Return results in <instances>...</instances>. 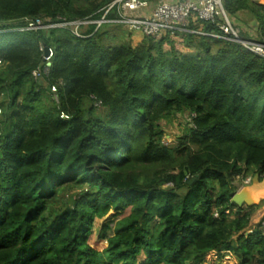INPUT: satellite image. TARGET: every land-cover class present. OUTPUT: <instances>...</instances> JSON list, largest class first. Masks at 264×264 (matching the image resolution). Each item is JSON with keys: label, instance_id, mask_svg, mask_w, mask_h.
Wrapping results in <instances>:
<instances>
[{"label": "trees", "instance_id": "trees-1", "mask_svg": "<svg viewBox=\"0 0 264 264\" xmlns=\"http://www.w3.org/2000/svg\"><path fill=\"white\" fill-rule=\"evenodd\" d=\"M111 1L0 0V264H200L212 250L264 264V228L244 233L256 206L231 201L238 176L264 177V56L193 33L188 52L170 36L115 42V22L24 28L98 20ZM223 5L264 43V4ZM42 44L54 56L35 79ZM176 117L186 131L165 146Z\"/></svg>", "mask_w": 264, "mask_h": 264}, {"label": "built area", "instance_id": "built-area-1", "mask_svg": "<svg viewBox=\"0 0 264 264\" xmlns=\"http://www.w3.org/2000/svg\"><path fill=\"white\" fill-rule=\"evenodd\" d=\"M224 0H112L103 7V15L98 20H75L44 24L43 19H27L25 29L37 30L47 27H67L76 35L83 36L80 28L82 25L94 23L98 29L102 23L115 22L124 24L131 33L139 32L144 37L160 39L170 36L174 39L185 33L205 35L215 38H225L241 42L248 49L264 56V43L250 39H243L240 36V29L230 20L224 9ZM115 12V17L110 18V12ZM205 22H211L218 26L219 32H206L203 29ZM42 51V64L33 71L35 79H42L50 73L51 60L54 56L52 48L40 45ZM56 86H52V92L56 97ZM57 98V97H56ZM97 106L101 101L96 102ZM1 112V108H0ZM65 116V115H64ZM163 144L169 146L167 137L163 138ZM245 185L251 183L252 177L245 180ZM228 212V211H227ZM218 216V212L215 213ZM264 228V219L260 221Z\"/></svg>", "mask_w": 264, "mask_h": 264}, {"label": "rangeland", "instance_id": "rangeland-1", "mask_svg": "<svg viewBox=\"0 0 264 264\" xmlns=\"http://www.w3.org/2000/svg\"><path fill=\"white\" fill-rule=\"evenodd\" d=\"M240 18L243 19V20H246V21H251V17L245 13H241L240 14ZM245 27V26H243ZM86 28V27H85ZM85 28H80V31H85L86 29ZM71 29H74V27H72ZM106 29H109L110 32H112V34H116V35H120V41L118 39L115 40V42H121V40H124V41H129L131 42L132 44V39H131V35L133 33H131V31L129 30V28H127L124 24H104L103 27H102V30H106ZM251 33V37H256V34H255V31H253V29H250L249 31ZM113 41V40H112ZM179 40H177L175 42V46H177L178 48H183V50H185V46H182V44L184 42H178ZM134 44V43H133ZM135 45V44H134ZM166 47H169V46H166ZM191 51V50H190ZM187 52V51H186ZM50 96V95H49ZM2 94H0V106H1V102L3 101V98H2ZM50 97H54L56 98L55 96H50ZM1 110H3V107L1 106L0 107ZM1 115V114H0ZM188 123V120L186 119V117L184 118H180V117H176L175 119H173L170 123H167V124H164L165 126V136L164 137H167V140L169 141V145L171 144H178V141H177V137L183 135L186 131V124ZM248 177H253L252 175L248 174L247 176L246 175H240L238 176L235 180H234V183L233 185L235 186L236 190L240 189L242 186L245 185V179L248 178ZM168 184H166L167 186ZM169 186V185H168ZM113 213V211H111V214ZM227 213H230V211H228ZM120 217V216H119ZM119 217H117L116 219H118ZM114 219V220H116ZM264 219V195L262 196V200H261V203L259 205H257L255 207V210H254V213L251 217V220H250V223L249 225L246 227V229L253 225V228L252 230L260 223V221H262ZM103 221H98L96 222V226L94 227L93 229V234L90 238V243L95 246L96 248L98 249H103L105 246H106V241L104 238H99V229L102 225ZM252 230H247L246 233H249L251 232ZM230 252V251H228ZM232 258H236L237 260V263L235 264H238L239 263V260L237 259L236 255H234L232 252Z\"/></svg>", "mask_w": 264, "mask_h": 264}, {"label": "water", "instance_id": "water-1", "mask_svg": "<svg viewBox=\"0 0 264 264\" xmlns=\"http://www.w3.org/2000/svg\"><path fill=\"white\" fill-rule=\"evenodd\" d=\"M46 50H48V47H46ZM262 194L264 195V177L256 173L251 183L244 185L232 193L231 201L239 207H253L261 203ZM252 228L253 225L249 226L244 230V233H246L247 230H252Z\"/></svg>", "mask_w": 264, "mask_h": 264}, {"label": "crops", "instance_id": "crops-1", "mask_svg": "<svg viewBox=\"0 0 264 264\" xmlns=\"http://www.w3.org/2000/svg\"><path fill=\"white\" fill-rule=\"evenodd\" d=\"M253 1H257L260 4H264V0H253ZM131 39H132L131 40L132 44L134 43L135 45H137L144 40V36L139 32H135L131 35ZM172 40L174 41V43L177 40H179L178 42H180V43L183 42L181 37H177V38H174ZM182 46H185V44L183 43ZM178 49L185 51V52L190 51L186 46L184 48L185 50H183V48H178ZM231 256H232L231 252H228V251L212 250L205 256L204 262L200 263V264H235V263H237L236 258H232Z\"/></svg>", "mask_w": 264, "mask_h": 264}, {"label": "bare ground", "instance_id": "bare-ground-1", "mask_svg": "<svg viewBox=\"0 0 264 264\" xmlns=\"http://www.w3.org/2000/svg\"><path fill=\"white\" fill-rule=\"evenodd\" d=\"M261 196H263V194Z\"/></svg>", "mask_w": 264, "mask_h": 264}, {"label": "clouds", "instance_id": "clouds-1", "mask_svg": "<svg viewBox=\"0 0 264 264\" xmlns=\"http://www.w3.org/2000/svg\"><path fill=\"white\" fill-rule=\"evenodd\" d=\"M253 178V177H252ZM243 187V186H242Z\"/></svg>", "mask_w": 264, "mask_h": 264}]
</instances>
